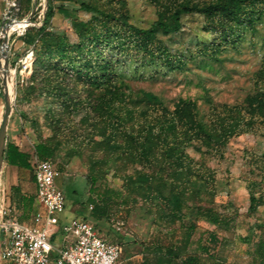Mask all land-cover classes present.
Here are the masks:
<instances>
[{"label":"rangeland","instance_id":"obj_1","mask_svg":"<svg viewBox=\"0 0 264 264\" xmlns=\"http://www.w3.org/2000/svg\"><path fill=\"white\" fill-rule=\"evenodd\" d=\"M185 1L189 0H31L27 5L22 0H0V56L3 36L9 33L8 64L0 62V126L5 111L1 72L6 68L13 91L6 141L27 151L33 165L14 167L4 159L2 188L21 213L19 196L36 197L35 145L43 142L53 148L51 158L63 173L57 180L66 198L61 221L89 219L122 247V264L152 260L160 246L180 247L184 256L196 255L201 264H259L264 259V134L259 128L232 137L223 157L210 146L190 144L185 152L193 165L187 174L184 166L177 171L168 165L157 147L146 160L131 144H123V115L110 124L102 118L107 116L91 111L90 99H101L100 91L90 95L92 86L84 79L70 74L60 78V71L34 64L45 48L38 41L28 46L22 38L37 36L49 7L54 15L47 19L46 32L77 44L76 24L99 18L82 10L81 3L126 13L132 24L148 28L158 19L171 20L174 7ZM247 11L251 18L244 21L185 14L178 31H159L158 38L180 65L139 66L137 60L120 65L134 97L147 93L169 110L182 99L193 101L205 119L218 104L244 107L264 87V5H250ZM25 20L31 24L24 29ZM31 50L33 63L24 68L21 60ZM45 75L50 76L48 82ZM77 98L82 101L78 106L67 102ZM204 168L210 169L211 180L200 175ZM16 185L19 193L12 189ZM89 197L99 203L108 197V215L94 217ZM215 215L228 219L230 227L215 224ZM116 216L124 221L120 230L112 225Z\"/></svg>","mask_w":264,"mask_h":264},{"label":"trees","instance_id":"obj_2","mask_svg":"<svg viewBox=\"0 0 264 264\" xmlns=\"http://www.w3.org/2000/svg\"><path fill=\"white\" fill-rule=\"evenodd\" d=\"M22 3L29 5L31 0H22ZM259 3L264 5V0H215L203 4L189 0L174 7L171 20L158 19L148 28L132 24L126 13L118 14L94 4L81 3L82 10L96 13L99 18L76 24L79 36L77 44H72L66 36H52L46 32L47 19L54 15L49 7L37 36L28 39L25 35L22 38L28 46L38 41L40 48H45L43 55L37 53L34 64L42 63L48 66L50 72L60 71L59 77L70 74L73 78L84 79L92 86L90 95L101 92V99L91 98L89 107L99 116H107L102 117L104 121L113 124V119L123 115V144H131L146 160L157 147L168 165L175 166L177 171L184 166L187 174L193 165L191 157L185 152L190 144L197 142L210 146L219 157H223L226 144L235 135L256 128L264 134V87L251 96L244 107L218 104L212 107L205 119L193 101L182 99L169 110L147 93L134 97L119 67L137 60L139 66L161 64L174 69L180 65L179 58L158 38L159 31H178L181 17L194 12L211 16L226 15L244 21L251 18L247 7ZM49 77L45 75L46 82ZM67 100L74 106L82 102L80 98ZM35 153L42 159L51 158L54 150L40 142L35 145ZM3 157L9 165L24 169L33 167L30 154L15 142H6ZM200 175L207 180L212 179L208 168L200 171ZM12 189L15 193L20 192L18 185ZM15 193L14 196L18 197ZM18 200L23 202L24 197L19 196ZM109 200L104 197L99 203L100 200L89 197L88 202L94 204L91 211L94 217L108 215ZM33 202L34 197H31L28 206L32 207ZM213 222L226 229L230 227L228 219L218 215L213 217ZM211 238L216 240L214 234H211ZM182 252L180 247H156L153 259L141 264H174L175 260H181L180 264H201L198 256H184ZM259 264H264V259Z\"/></svg>","mask_w":264,"mask_h":264},{"label":"built area","instance_id":"obj_3","mask_svg":"<svg viewBox=\"0 0 264 264\" xmlns=\"http://www.w3.org/2000/svg\"><path fill=\"white\" fill-rule=\"evenodd\" d=\"M24 22V29L31 24L29 20ZM33 60L31 50L21 63L28 68ZM12 95L13 91V100ZM62 174L52 158L37 160L33 176L39 208L29 222L20 220L0 179V264H122V247L105 237L89 219L61 221L66 198L57 180ZM89 208L92 211L94 204ZM111 221L116 230L122 229L121 217H113Z\"/></svg>","mask_w":264,"mask_h":264},{"label":"water","instance_id":"obj_4","mask_svg":"<svg viewBox=\"0 0 264 264\" xmlns=\"http://www.w3.org/2000/svg\"><path fill=\"white\" fill-rule=\"evenodd\" d=\"M6 31V30H5ZM8 35L3 36V46H2V51H1V56H0V62L1 64L5 62V64H8V55L6 53V48H8ZM2 75V86L4 88V102H5V111H4V116L2 119V123L0 126V172H1V165L4 161L3 157V151L6 146V136H7V127H8V122H9V117L11 116V111H12V98H11V93L9 90V83H8V77H7V71L6 68L1 72Z\"/></svg>","mask_w":264,"mask_h":264},{"label":"crops","instance_id":"obj_5","mask_svg":"<svg viewBox=\"0 0 264 264\" xmlns=\"http://www.w3.org/2000/svg\"><path fill=\"white\" fill-rule=\"evenodd\" d=\"M9 165V164H8ZM10 166H12V165H10ZM14 167H17V166H14ZM33 178H34V176H33ZM1 179V178H0ZM34 183H35V180H34ZM1 184H2V180H1ZM35 186H36V184H35ZM31 199V197H24V201H23V203H22V205H23V210H22V212L21 213H19L18 215H19V218H20V220L21 221H25V222H29L30 220H31V217H32V213L36 210V197H34V202H33V205H32V207H29L28 206V202H29V200ZM10 202H11V200H9ZM12 203V202H11ZM65 214V213H64ZM73 218V217H72Z\"/></svg>","mask_w":264,"mask_h":264},{"label":"bare ground","instance_id":"obj_6","mask_svg":"<svg viewBox=\"0 0 264 264\" xmlns=\"http://www.w3.org/2000/svg\"><path fill=\"white\" fill-rule=\"evenodd\" d=\"M6 33H7V35H9V33L6 31ZM3 70H5V69H3ZM7 77H8V83H9V86H10V77H9V73L7 72ZM9 90H10V88H9ZM10 93H11V91H10Z\"/></svg>","mask_w":264,"mask_h":264}]
</instances>
